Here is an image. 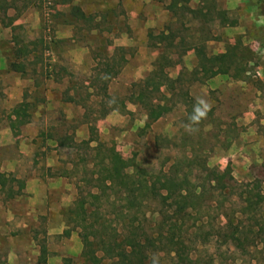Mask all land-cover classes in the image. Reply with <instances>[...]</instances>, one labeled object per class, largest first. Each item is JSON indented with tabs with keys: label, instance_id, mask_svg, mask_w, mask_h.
Segmentation results:
<instances>
[{
	"label": "rangeland",
	"instance_id": "1",
	"mask_svg": "<svg viewBox=\"0 0 264 264\" xmlns=\"http://www.w3.org/2000/svg\"><path fill=\"white\" fill-rule=\"evenodd\" d=\"M207 2L227 11L237 26L222 25L216 12L206 22L175 16L167 9L170 0H0V150L10 159L21 156L15 171L6 173L16 179L15 186L26 185L34 171L61 178L48 200L56 204L67 230L79 236L82 249V229L71 210L81 194L101 193L94 164L114 147L129 161L127 172L136 182L179 175L184 180L179 187L196 186V194L192 208L177 212L174 200L164 204L143 192L138 207L128 212V203L110 190L111 200L101 194L100 211L89 218L88 223H97L96 233L107 241L130 234L152 240L148 264H176L177 248L196 264H264L263 7L260 0ZM204 3L192 0L190 7ZM74 7L88 18L76 17ZM169 32L196 43L207 57L236 47L248 73L245 81L235 79L234 70L196 82L191 73L201 55L170 50L173 65L165 72L180 79L165 92L172 111L147 128V111L132 95L162 53L149 35ZM12 62L25 64L26 73L11 71ZM25 98L32 119L14 136L8 117ZM199 101L208 105L207 114L193 121ZM27 147L33 151L30 157L20 153ZM206 167L229 173L222 184L211 182ZM25 201V193L0 201L7 212L16 213L4 220L0 232V264H40L35 255L42 246L49 250L52 245L57 253L73 248L71 241L62 244L48 236V215L36 222L27 216ZM93 202L88 199V213L95 209ZM172 237L181 243L177 248ZM81 255L64 257L62 264H89Z\"/></svg>",
	"mask_w": 264,
	"mask_h": 264
},
{
	"label": "trees",
	"instance_id": "2",
	"mask_svg": "<svg viewBox=\"0 0 264 264\" xmlns=\"http://www.w3.org/2000/svg\"><path fill=\"white\" fill-rule=\"evenodd\" d=\"M191 2L192 0H170L167 9L175 14V16L181 15L186 18L187 15H190L191 18L201 19L203 22L207 21L211 12H216L222 25L235 27L238 24L236 20L231 21L229 19L227 11L216 9L213 2L210 4L205 0L204 7L196 10L190 7ZM260 3L263 7L262 15L264 16V0H260ZM72 13L80 19L88 18L78 7H74ZM149 40L151 43L156 40V43L153 44L156 47L159 45V48L162 49V53L150 75L143 81L135 84L136 90L132 95V100L140 104L147 111V128H150L153 123L172 111V107L168 105L169 98L165 95V92L170 89L172 90L180 79L173 80L168 73L165 72L167 67L173 65V59L167 56L171 52L170 50L182 48L184 51L181 55L190 50H195L201 55L197 67L191 73L192 78L196 82L205 83L220 74L227 75L234 70L236 71L235 79L245 81V77L242 76H246L248 71L243 68L240 59H238L237 55L234 53L236 47H232L224 54L207 57L202 47L197 48L196 43L189 45L186 39L180 36L178 37V35L172 32H169L167 35L161 34L159 36L150 34ZM176 40H179L177 44L175 43ZM9 69L19 74L26 73V66L23 63L12 62L9 65ZM157 95L159 98L156 97ZM70 101H74V99L70 98ZM30 106V103L26 101L25 98L24 101L12 109L9 114V126L14 136H18L20 128L31 122L32 114L29 112ZM86 143L88 145L91 144L90 141ZM94 165L98 168L96 171V182H98L96 188H98L101 193H89L87 195L88 198L81 194L75 203V208L71 210L72 214H76V216H74L76 227L78 226L82 229L80 237L83 242V251L81 256L89 264H103L106 260L113 261V264H148L147 250L148 246L154 245L152 240L145 239V241L142 242L139 235L130 234L128 236H122V239L119 240L112 239L107 241L102 232L97 231L96 233V231H94L96 229L95 224L97 223H88L90 215L93 217L95 214H98L95 212L100 211L99 206L97 207L96 205L100 203L102 198L101 194L107 196V200H111V194H108V191L112 190L114 194L119 196L118 200L128 203L129 207H127L128 209L126 210L128 212L134 210L136 206L138 207L137 203L140 199L138 196L140 195L142 197L143 194L141 193L143 192H146L145 196H147V194H152L155 197H160L164 204H167L170 199L174 200L175 205H177V212H185L188 208H192L190 200L192 194L194 196L196 194V186L193 187L194 190L184 187L183 185L179 187L181 183H184V180L182 181L179 179V175L172 177L173 179L164 175V178L160 177L153 183L143 178L136 182L135 176L127 172V169L131 166L129 161L124 159L114 147L106 149L105 155L97 162V165ZM205 170L207 172V178L211 182H218L220 180L219 182L221 184L223 183V178L229 173V169L221 175H219V171L217 170H212L207 167ZM14 182H16V179L11 174L3 172L0 166V201L12 200L24 194L25 185L20 184L19 186H15ZM183 192L186 193L183 194ZM88 199L93 200L94 202L92 204H95L94 211L91 210L89 213L87 211ZM102 226H105V224ZM71 232V230L65 231L64 236H70ZM174 240L173 237L170 238V242L176 246L174 248H177L181 243H175ZM177 241L178 240H176V242ZM181 251L182 250L179 248L175 249L177 253L176 264H196L186 253H182ZM47 254V248L42 246L39 263L47 264Z\"/></svg>",
	"mask_w": 264,
	"mask_h": 264
},
{
	"label": "crops",
	"instance_id": "3",
	"mask_svg": "<svg viewBox=\"0 0 264 264\" xmlns=\"http://www.w3.org/2000/svg\"><path fill=\"white\" fill-rule=\"evenodd\" d=\"M33 139L34 138H30V139L27 138L28 141H33ZM3 146H4L3 142L2 140H0V147H3ZM4 153H5L4 149H1L0 150V166H1L2 171L14 172L17 167V164L20 162L21 156H17V157L14 156L13 159H10V157L9 156H8L9 158L6 157ZM20 153L24 157H30L32 156L33 151L27 147L26 150H21ZM49 166L51 167L52 165L47 164V167ZM59 179L61 178H58V179H56L55 177L50 178L49 176H43L34 171L32 175L29 176V178L25 182L26 187H25L24 193L26 195H29V201L27 203L25 201L26 207H27L26 215L33 217L34 222L38 221L39 219L46 220L45 218L48 215L47 225H46L48 236L50 237L53 236L55 238L62 239V242H61L62 244L64 243V241H69V242L71 241L73 243V248H69V246H67V250L65 249V251H61V253H57V251L59 250H54L51 247L52 246L51 245L50 249L49 250L47 249L48 251V254L46 257L47 264H62V259L64 257L67 258V256L69 255L78 256V255H81L83 251L79 236L75 234V231H72L70 236L63 238L62 235H64V232L67 230V227L65 226L66 224L62 216L61 218L57 216L56 204H53L52 202L48 200L49 196L57 192L58 189L60 188L57 182ZM61 192H64V191L61 189ZM2 205L3 203L0 202V232H2V230H5V228H3V225H5L4 220H12L13 217H15L16 215L15 212H12V215H11L10 211L7 212L5 207H3ZM10 216L12 217L8 219ZM17 219H19L18 216H17ZM11 224L13 225V223ZM22 225L26 227L27 222L23 223ZM13 254H16V253H13ZM40 256H41V251L37 252V254L35 255V262L39 263Z\"/></svg>",
	"mask_w": 264,
	"mask_h": 264
},
{
	"label": "clouds",
	"instance_id": "4",
	"mask_svg": "<svg viewBox=\"0 0 264 264\" xmlns=\"http://www.w3.org/2000/svg\"><path fill=\"white\" fill-rule=\"evenodd\" d=\"M201 105H203V109L201 108ZM208 108V105L204 101H199L197 106L194 109V115L192 116L193 121H198L200 118H203L206 116V109Z\"/></svg>",
	"mask_w": 264,
	"mask_h": 264
}]
</instances>
